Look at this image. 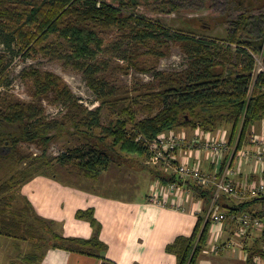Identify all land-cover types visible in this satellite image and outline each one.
I'll return each instance as SVG.
<instances>
[{
  "label": "trees",
  "instance_id": "trees-1",
  "mask_svg": "<svg viewBox=\"0 0 264 264\" xmlns=\"http://www.w3.org/2000/svg\"><path fill=\"white\" fill-rule=\"evenodd\" d=\"M140 2L0 0V46L5 51L0 54V87L8 67L6 53L14 54L16 49L25 56L35 51L47 56L51 52L56 54L65 43L63 47L69 52L59 57L68 59L83 74L87 87L99 102L96 108L88 109L60 77L39 69L23 73L31 102L23 103L9 93L0 92V149H8L5 154L0 150V174L12 164L17 165L8 178L0 177V236L30 242L33 248L18 264H37L41 258L37 251L44 247L96 259H102L106 250L99 238L101 226L92 209L78 210L75 214L94 231L91 238L84 239L52 233L24 198L21 208L14 207L21 186L32 178L44 176L65 183L55 172L62 167L84 180L98 181L121 158V153L149 160L147 142L180 130L193 134L199 129L214 134L229 128L228 146L238 151L248 144L252 127L264 120V72L257 73L258 56L264 67V0H227L228 12L224 16H185L182 28L175 31L135 14L133 9ZM157 2L160 13L178 14L177 0ZM202 3L204 7L206 2ZM217 27H223L224 36L216 32ZM113 29L120 33L121 43L112 50H103L104 41L98 34ZM171 44L185 55L186 67L180 72L157 70L156 62L169 55ZM101 53L115 54L135 69L151 71L154 86L138 94H133L136 89L114 86L101 72L106 65L98 61ZM143 55L154 58L152 66L139 64ZM44 99L64 106L65 114L60 119L46 120ZM102 109L112 118L107 125L101 123ZM62 135L77 136L85 144L55 159L48 158L49 144ZM19 143L36 144L42 153L21 154L17 149ZM21 165L23 168H18ZM149 169L165 185L180 182L177 175ZM250 181L264 182V173ZM184 187L209 201L214 191L191 182L184 183ZM219 200L217 204L226 216L224 222L233 227L236 217L244 213L262 219L264 224L262 197L242 203L227 196ZM210 228L209 220L203 223L198 219L192 235L176 237L166 246V252L175 256L177 264H197L207 247ZM244 249L248 264H256V258L264 259V228L259 236L246 242Z\"/></svg>",
  "mask_w": 264,
  "mask_h": 264
},
{
  "label": "crops",
  "instance_id": "crops-1",
  "mask_svg": "<svg viewBox=\"0 0 264 264\" xmlns=\"http://www.w3.org/2000/svg\"><path fill=\"white\" fill-rule=\"evenodd\" d=\"M251 131L262 135L254 136L264 137V120L255 124ZM186 133L189 136L192 134L188 131ZM179 157H183V154ZM193 165L205 172L215 169L211 161L202 154ZM231 168L232 179L240 184L255 177L260 178L264 173L253 160L240 163L235 161ZM144 170L141 172L148 181V186L144 194L135 199L95 193L91 189L88 191L84 187L44 176H36L23 184L20 188L21 195L52 233L67 238H91L94 233L92 227L87 221L77 219L75 214L78 210L92 209L101 226L99 238L106 245L102 259L44 247L37 251L41 256L37 264H177L175 256L166 252V246L178 236L190 237L198 219H202L203 223L209 220L211 200L198 198L192 192H174L165 196V183L155 177L151 169ZM156 188L159 198L165 201L164 206L148 200V195ZM235 231L229 222L219 225L211 223L207 247L202 251L198 264H248L247 251L241 246V239L235 238ZM227 242L232 243V246L224 247L217 253L210 252L213 244L223 246ZM0 245L14 249L15 257L19 253L26 255L33 250L30 242L4 236H0ZM224 249L227 251L226 256L223 254ZM15 257L5 264L20 263Z\"/></svg>",
  "mask_w": 264,
  "mask_h": 264
},
{
  "label": "rangeland",
  "instance_id": "rangeland-1",
  "mask_svg": "<svg viewBox=\"0 0 264 264\" xmlns=\"http://www.w3.org/2000/svg\"><path fill=\"white\" fill-rule=\"evenodd\" d=\"M140 1L141 2L139 3V5H137L133 9V12L135 14L143 16L151 21L160 22V24H162L166 28H170L172 31L182 28L181 21L182 18H185V16L189 18L203 15L222 17L228 12L226 10L227 0H203L204 3L206 2V5L204 4V7L202 0H184V2H180V0H177L180 7L178 14L160 13L158 11L159 8H157V0ZM124 10L125 13L128 14V10ZM216 32L220 33V35L222 36L225 35L223 27H217ZM98 36L104 41L103 50H112L113 46L121 43V35L116 29H113L109 32L100 33L98 34ZM63 46H65V43H62V47L58 48L59 50L56 51L57 55L51 52L46 56L38 51H35L30 53L28 56H25L24 53H18L16 49L14 50L16 53L14 54L6 53L5 58L8 62V67L3 74V82L0 87V92L9 93L15 100L23 103L31 102L32 97L30 88L23 79V73L30 69H39L41 71L53 73L56 76L60 77L83 106L87 107L88 109H94L99 106V102L96 100V96L87 87L83 74L68 59L66 60L62 59V57H59L61 54H67L69 52L68 48ZM62 51L64 52L61 53ZM4 53V49L0 46V54L4 55ZM261 60L262 59L258 56L257 68L262 66ZM98 61H100L101 63H106V65L102 67L101 72L111 84L117 87H125L130 90L136 89L137 91L133 94L145 92L148 86H154L155 84L151 71L144 72L135 69L132 66L128 65L126 60L118 59L115 54L101 53L98 56ZM138 61L142 67L152 66V64L154 63V58L149 55H143L138 59ZM186 65L187 59L185 55L182 53L178 46L171 44L169 55L159 59L156 62V69L164 72H180L186 67ZM51 96L52 95L50 94L49 97ZM50 99H44L42 102V105L45 109V118L46 120L60 119L65 114L66 109L64 106L58 103H50ZM111 119L112 118L109 116L108 112L105 109H102L101 123L103 125H107ZM224 131L229 134V128H225ZM97 132L98 131H96V134ZM250 134L251 135L248 138L249 140H251V138L255 134L258 135L259 133H254L251 131ZM259 135L262 136L261 134ZM187 138H189V135H187ZM249 140L246 147L251 146H249ZM84 144L85 141L77 136L62 135L49 144L46 151V156L48 158L55 159L67 150L82 147L84 146ZM107 144H109V141H107ZM17 149L21 154H28L31 156H39L42 153V149L36 144L19 143ZM0 150L4 154L8 152V149L5 147H2ZM184 152L188 154V160L191 165H193L194 161L198 160L197 154L193 156V152L188 153V151L186 150H183L179 155H184ZM120 156L122 159L120 158L117 160V162L112 163L109 169L100 176L98 181L84 180L76 173L68 172L65 168L62 167H57L55 169V172L56 175L61 178V180L67 183L69 182L76 187H84L88 189V191L91 189L95 193H102L105 195L108 194L123 198H126V196L131 197L129 199L141 197L144 194L146 187L148 186V181L146 180L144 174L141 172L142 169H148V167L152 166V168H156L158 171L164 173L163 168L151 165L148 159L137 158L135 157V155L131 157L126 155L125 153H121ZM181 158L182 157H180V159ZM141 165H144V167H142ZM16 166V164H12V166L8 168V170L1 172L0 177L2 179L8 178L12 174V172L16 170ZM18 168H23V165ZM17 195L18 197H15L16 202L14 201V207H17V209H19L23 205L22 199L24 198L21 195V189ZM232 201L237 203L235 200ZM257 208L258 207H256V209ZM256 235V233H253V238L251 240H253ZM235 238L239 239L238 235ZM21 242H23V240H21ZM24 244L22 246H24ZM214 246L220 245H218V243L213 244V246H211L210 248L211 253H214L212 252V248ZM14 252V249L11 250V248H4L0 245V264H5L6 261L9 262L10 260H12V258L15 257V255L13 254ZM226 253L227 251L225 250L223 254L226 256ZM20 254L22 253H19L18 257H15L19 262L24 256ZM232 255L233 253L231 254V256Z\"/></svg>",
  "mask_w": 264,
  "mask_h": 264
},
{
  "label": "built area",
  "instance_id": "built-area-1",
  "mask_svg": "<svg viewBox=\"0 0 264 264\" xmlns=\"http://www.w3.org/2000/svg\"><path fill=\"white\" fill-rule=\"evenodd\" d=\"M263 71L264 67L257 68V73ZM184 130L164 133L152 142H147L146 147L151 156L149 163L153 166L163 168L164 172L177 175L179 183H169L164 188L165 194L174 192H192L184 187V183L191 182L198 187L213 188L211 204L209 207L208 218L213 224L219 225L226 220L224 211L219 207L217 201L221 196H227L237 203L249 201L254 198L264 197L263 181H247L242 184L236 183L233 179L232 164L237 161H251L260 165L264 171V137L253 136L249 140L250 147H244L238 151L228 146L226 131L217 133H205L199 129L195 130L189 138ZM183 150L197 154H202L210 160L215 169L212 172H205L199 167L191 165L188 154L184 152L180 159L179 154ZM191 155V156H192ZM152 167V166H151ZM159 168V169H160ZM193 193V192H192ZM150 203L165 205V201L159 198L158 189H154L148 195ZM179 207V204L176 203ZM264 213V207H263ZM264 228L263 220L250 217L244 213L235 219V234L241 239V246L245 247L246 242L253 238L252 234L259 236ZM232 243L227 242L223 246H214L212 252L217 253L224 247H230ZM256 264H264V259L256 258Z\"/></svg>",
  "mask_w": 264,
  "mask_h": 264
},
{
  "label": "water",
  "instance_id": "water-1",
  "mask_svg": "<svg viewBox=\"0 0 264 264\" xmlns=\"http://www.w3.org/2000/svg\"><path fill=\"white\" fill-rule=\"evenodd\" d=\"M262 199L264 200V197H262Z\"/></svg>",
  "mask_w": 264,
  "mask_h": 264
}]
</instances>
